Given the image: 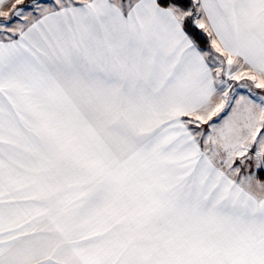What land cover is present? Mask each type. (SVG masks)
<instances>
[{
    "label": "snow or ice",
    "instance_id": "1",
    "mask_svg": "<svg viewBox=\"0 0 264 264\" xmlns=\"http://www.w3.org/2000/svg\"><path fill=\"white\" fill-rule=\"evenodd\" d=\"M0 264H264V0H0Z\"/></svg>",
    "mask_w": 264,
    "mask_h": 264
}]
</instances>
